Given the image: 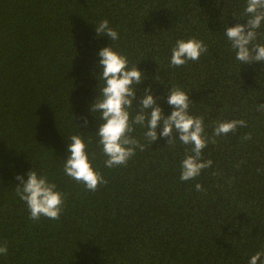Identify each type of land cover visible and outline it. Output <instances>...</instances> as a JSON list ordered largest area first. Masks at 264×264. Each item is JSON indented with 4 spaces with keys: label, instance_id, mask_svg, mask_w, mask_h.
I'll return each instance as SVG.
<instances>
[{
    "label": "trees",
    "instance_id": "obj_1",
    "mask_svg": "<svg viewBox=\"0 0 264 264\" xmlns=\"http://www.w3.org/2000/svg\"><path fill=\"white\" fill-rule=\"evenodd\" d=\"M245 7L246 0H0V246L8 248L0 264H249L264 251V112L257 110L264 65H242L224 35L247 24ZM105 19L118 40L97 36ZM258 32L264 44V24ZM190 38L208 52L171 67L176 41ZM108 46L146 77L134 108L151 86L168 116L169 88L179 87L209 138L218 122L247 126L208 144L202 158L212 166L194 180H180L191 146L150 144L139 125L131 135L144 150L125 166L105 167L96 135L102 121L89 107L104 86L98 52ZM83 118L88 125L79 128ZM77 134L107 180L96 191L63 171ZM32 169L65 194L59 220H30L16 195L15 177Z\"/></svg>",
    "mask_w": 264,
    "mask_h": 264
},
{
    "label": "clouds",
    "instance_id": "obj_2",
    "mask_svg": "<svg viewBox=\"0 0 264 264\" xmlns=\"http://www.w3.org/2000/svg\"><path fill=\"white\" fill-rule=\"evenodd\" d=\"M244 15L248 17L247 24H236L226 27L224 35L231 43V48L236 52V60L242 65L260 63L264 65V44L256 43L262 24H264V0H246ZM98 37L106 36L111 41L119 39L118 32L109 26L107 19L95 26ZM208 52L207 45L196 38L177 40L171 49L170 66L182 67L189 61H198ZM98 67L100 79L104 86L99 89L94 103L89 107L90 114H99V125L96 135L98 143L107 159L104 165L107 168L125 166L129 159L135 155V150H144L141 144L131 134L134 125H139L147 130L145 139L153 144L160 138H167V146L173 145L179 140L183 145L191 146L185 159L181 162V181L194 180L201 172L212 166V161L203 160L202 151L209 143L215 144L216 138L229 133H235L238 127H246L244 120H231L218 122L215 126L212 138L205 133L203 117L190 114L192 102L189 94L179 87L169 88L166 102L172 109L171 114L165 116L163 109L157 103V98L152 94V88L143 90L139 106L134 108L137 88L146 79L138 65L129 67L126 56L114 51L111 46L103 47L98 52ZM158 82L160 77L157 78ZM161 84V83H160ZM160 99H165L160 97ZM130 109H135L136 114L131 115ZM257 110L264 112V104L257 105ZM83 125H88L87 118H83ZM162 131L157 134V129ZM178 137V139H177ZM251 139V134L243 137ZM68 156L63 165L66 176L77 183H81L88 191H96L99 186L107 183L104 176L96 171L87 153V144L81 135H72L67 147ZM17 175L16 180L20 185L16 186V195L23 201L29 212V219L39 221L41 217L49 220H59L64 210L65 194L57 190V185L49 181L46 175L38 174L30 170L26 174ZM197 191H204L202 186L195 185ZM7 245L0 246V255H6ZM264 251L251 256L249 264H264Z\"/></svg>",
    "mask_w": 264,
    "mask_h": 264
}]
</instances>
